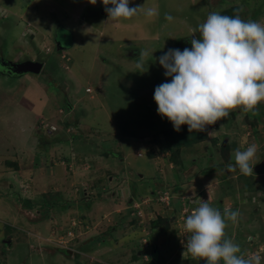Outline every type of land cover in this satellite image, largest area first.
<instances>
[{
    "label": "rangeland",
    "instance_id": "1",
    "mask_svg": "<svg viewBox=\"0 0 264 264\" xmlns=\"http://www.w3.org/2000/svg\"><path fill=\"white\" fill-rule=\"evenodd\" d=\"M148 6L159 16L116 24L101 0H0V123L14 128L0 139V164L34 178L0 179V264H205L184 254L183 223L201 199L222 215L239 211L226 236L264 264V102L258 116L236 110L190 133L176 132L154 101L171 81L158 57L191 48L211 12L238 6L264 23V0ZM24 61L43 63L42 73L3 70ZM250 144L253 175L230 171Z\"/></svg>",
    "mask_w": 264,
    "mask_h": 264
},
{
    "label": "clouds",
    "instance_id": "2",
    "mask_svg": "<svg viewBox=\"0 0 264 264\" xmlns=\"http://www.w3.org/2000/svg\"><path fill=\"white\" fill-rule=\"evenodd\" d=\"M89 2L95 5L97 0ZM101 3L108 22L116 24L131 21L141 13L149 20L159 16L158 7H146L147 0L136 7H130V0H101ZM240 11L235 16L211 12L205 22L192 29L191 48L168 49L158 57L171 81L156 87L154 101L158 115L166 118L176 132L183 125H187L190 133L205 132L206 126L229 118L236 110L241 115L260 114L259 105L264 102V23L243 19ZM165 19L171 21L173 17L166 15ZM147 55V51H141L139 58L143 60ZM136 66L143 71L142 63ZM208 135H214V131ZM256 153L255 144L246 150L237 149L235 164H229L228 169L253 175ZM239 216L238 210H226L222 215L201 199L183 223L189 234L184 254L205 264H261L259 255L246 258L240 246L226 236L228 221L235 224Z\"/></svg>",
    "mask_w": 264,
    "mask_h": 264
},
{
    "label": "crops",
    "instance_id": "3",
    "mask_svg": "<svg viewBox=\"0 0 264 264\" xmlns=\"http://www.w3.org/2000/svg\"><path fill=\"white\" fill-rule=\"evenodd\" d=\"M31 38H34V36L31 34ZM38 76V75H37ZM20 104H21V102H20ZM21 107H22V105H21ZM36 120L38 121V119L40 118V117H37L36 116ZM40 123V122H39ZM38 123V124H39ZM6 129H8V130H6ZM13 131H14V128H7V127H5V126H3L1 123H0V139L1 138H4V137H6V136H8L9 134H11V133H13ZM38 146V145H37ZM0 157H8V156H0ZM7 160H5L2 164H0V172L1 171H3V170H7V171H4L3 173H0V179H2V178H4L5 176H9V175H12V174H17V179H21V180H24V179H28V178H31L32 180L34 179L33 178V176H31L32 175V172H30V170L29 169H25V171L24 170H22V168L20 167V165L18 164V163H13V164H10L9 166H8V164H7V162H6ZM6 165V166H5ZM8 167V168H7ZM30 176V177H29ZM32 187H33V185H32ZM15 193H17V192H15ZM37 237H38V235H36ZM40 237V236H39ZM13 246H14V244H11L10 245V249L11 250H13ZM45 252V251H44ZM43 252V253H44ZM40 253V252H39Z\"/></svg>",
    "mask_w": 264,
    "mask_h": 264
},
{
    "label": "water",
    "instance_id": "4",
    "mask_svg": "<svg viewBox=\"0 0 264 264\" xmlns=\"http://www.w3.org/2000/svg\"><path fill=\"white\" fill-rule=\"evenodd\" d=\"M44 64L43 63H36L35 61H25L21 63H12L9 65L8 73L10 72L11 75H26V74H33V75H40L43 71ZM9 73V74H10Z\"/></svg>",
    "mask_w": 264,
    "mask_h": 264
},
{
    "label": "trees",
    "instance_id": "5",
    "mask_svg": "<svg viewBox=\"0 0 264 264\" xmlns=\"http://www.w3.org/2000/svg\"><path fill=\"white\" fill-rule=\"evenodd\" d=\"M238 9H241V7H238V6L235 7V6H233V7L229 8V9L224 10L223 13H222V15L235 16ZM239 14H240V16L242 18V17H244L245 12L242 10V11L239 12ZM263 14H264V11H262L260 13L259 19H261V17H262ZM21 205L23 207H25V208H28V209H32L33 208L32 207L33 206L32 205V202L30 200H28V199L27 200H23ZM45 209H48V207L45 208ZM45 209H44V211L47 213V210H45ZM154 226L157 227V224H155Z\"/></svg>",
    "mask_w": 264,
    "mask_h": 264
},
{
    "label": "built area",
    "instance_id": "6",
    "mask_svg": "<svg viewBox=\"0 0 264 264\" xmlns=\"http://www.w3.org/2000/svg\"><path fill=\"white\" fill-rule=\"evenodd\" d=\"M183 238V237H182Z\"/></svg>",
    "mask_w": 264,
    "mask_h": 264
}]
</instances>
